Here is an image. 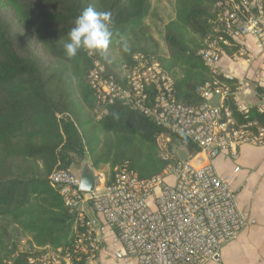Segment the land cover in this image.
<instances>
[{
  "label": "trees",
  "instance_id": "obj_1",
  "mask_svg": "<svg viewBox=\"0 0 264 264\" xmlns=\"http://www.w3.org/2000/svg\"><path fill=\"white\" fill-rule=\"evenodd\" d=\"M6 1L50 58L45 63L29 46L19 50V41L0 15V264H25L40 249L72 246L75 214L52 184L53 172L86 161L106 171L126 161L140 178H149L178 159L171 140L160 154L157 137L166 130L149 117L119 103L107 105L106 113L98 116L101 107L87 75L92 57L102 62L100 53L89 56L81 50L68 59L63 52L74 20L85 8L110 12V40L128 39L122 65L133 64L135 55L158 60L173 81L177 102L184 105H199V87L217 78L229 88L225 104L238 119L241 115L233 98L236 80L211 72L198 55L214 26L216 0H178L176 17L163 25L168 52L162 55L144 24L149 0ZM226 52H238V46ZM248 116L264 121L255 106L249 107ZM109 138L113 143L121 138L117 144L126 145L138 138L144 151L116 155ZM180 141L188 154L198 151L186 138ZM143 165L150 168L142 170Z\"/></svg>",
  "mask_w": 264,
  "mask_h": 264
},
{
  "label": "built area",
  "instance_id": "obj_2",
  "mask_svg": "<svg viewBox=\"0 0 264 264\" xmlns=\"http://www.w3.org/2000/svg\"><path fill=\"white\" fill-rule=\"evenodd\" d=\"M213 23L198 51L211 72L219 73L221 59L235 46L238 52L228 56L230 60L250 65L255 56L247 49V40L254 38L262 69L254 78L259 89L255 109L264 118L263 0H216ZM133 60L117 74L92 57L87 84L101 107L98 116L115 103L131 108L164 128L166 140L173 137L177 147L180 137L194 144L203 163L178 158L161 172L140 178L125 161L111 170H94L92 191L80 190L79 176L70 169L53 172L52 184L59 187L65 205L75 214L72 246L40 249L25 264H101L99 254L105 249L123 262L205 264L217 258L223 245L244 228L255 224L227 176L215 170V162L222 156L236 160L245 145L264 147V121L249 118V109L236 103L238 119L225 104L228 86L217 78L199 87V105L181 104L158 60L143 55ZM215 94L220 98L213 105L210 98Z\"/></svg>",
  "mask_w": 264,
  "mask_h": 264
},
{
  "label": "crops",
  "instance_id": "obj_3",
  "mask_svg": "<svg viewBox=\"0 0 264 264\" xmlns=\"http://www.w3.org/2000/svg\"><path fill=\"white\" fill-rule=\"evenodd\" d=\"M247 49L255 56L250 65L240 60H230L228 56L233 54L226 53L218 71L236 80L233 98L237 104L249 109L259 99V89L254 78L262 69L259 67L261 52L254 38H248ZM178 146L177 148H181L182 145ZM188 157L195 165L203 163L202 155L197 150ZM215 170L218 174L227 176L231 186L237 190L240 205L249 211L255 224L244 228L233 241L223 245L217 258L205 264H264V147L245 145L240 149L236 160L219 157L215 162ZM99 258L101 264H138L135 260L117 261L106 249L100 252Z\"/></svg>",
  "mask_w": 264,
  "mask_h": 264
},
{
  "label": "rangeland",
  "instance_id": "obj_4",
  "mask_svg": "<svg viewBox=\"0 0 264 264\" xmlns=\"http://www.w3.org/2000/svg\"><path fill=\"white\" fill-rule=\"evenodd\" d=\"M150 1V12L147 17H145L144 24L147 30L153 35L158 43V55L166 54L167 45L163 40V25L171 19H174L177 14V9L179 7L178 0H149ZM0 15L8 22L12 33L16 36L17 42L19 41L18 48L24 51V47L29 46L35 51L38 58L45 63L50 59L44 47L33 37L30 30L23 24L20 19L17 9H15L6 0H0ZM129 41L126 38H119L116 40H110L108 47L100 53L102 63L105 65L107 70L110 72H115L119 74L122 70V50L128 45ZM109 137V136H107ZM167 134L161 133L157 137V145L160 148V154L165 153V149L171 144V142H176V140L169 136L171 142L166 141ZM134 140L130 144H117L118 141H122L118 138L116 142H111V138L108 139L112 147L115 148V154H122L124 151H129L135 156L144 151L142 147V142L138 138H133ZM124 141V140H123ZM89 162V161H86ZM89 164H91L89 162ZM147 167V168H146ZM142 167V170L149 169L148 166ZM96 170V169H94ZM73 175L79 176V172L74 168H70ZM98 171V170H96ZM1 224V221H0ZM20 244H24V239H22Z\"/></svg>",
  "mask_w": 264,
  "mask_h": 264
},
{
  "label": "clouds",
  "instance_id": "obj_5",
  "mask_svg": "<svg viewBox=\"0 0 264 264\" xmlns=\"http://www.w3.org/2000/svg\"><path fill=\"white\" fill-rule=\"evenodd\" d=\"M111 13L97 11L94 7L85 8L74 20V26L68 32L63 44L64 55L68 59L76 57L81 50L91 53L104 51L112 33L109 29ZM118 118V114H113Z\"/></svg>",
  "mask_w": 264,
  "mask_h": 264
},
{
  "label": "water",
  "instance_id": "obj_6",
  "mask_svg": "<svg viewBox=\"0 0 264 264\" xmlns=\"http://www.w3.org/2000/svg\"><path fill=\"white\" fill-rule=\"evenodd\" d=\"M220 95L215 94L210 98V103L216 105L219 102ZM172 152L175 153L179 159H187V153L182 148H177L176 145L173 146ZM75 170L79 172V187L82 191H92L95 187V174L94 168L89 164V162H83L79 164H74L72 166ZM88 215L95 221V217L91 211H87Z\"/></svg>",
  "mask_w": 264,
  "mask_h": 264
}]
</instances>
